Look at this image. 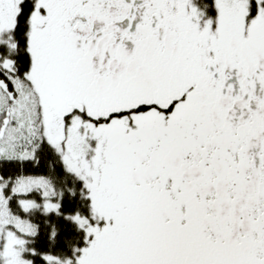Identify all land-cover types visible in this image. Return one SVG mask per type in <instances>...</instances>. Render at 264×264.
<instances>
[{
    "label": "snow or ice",
    "instance_id": "obj_1",
    "mask_svg": "<svg viewBox=\"0 0 264 264\" xmlns=\"http://www.w3.org/2000/svg\"><path fill=\"white\" fill-rule=\"evenodd\" d=\"M0 264H264V0H0Z\"/></svg>",
    "mask_w": 264,
    "mask_h": 264
}]
</instances>
